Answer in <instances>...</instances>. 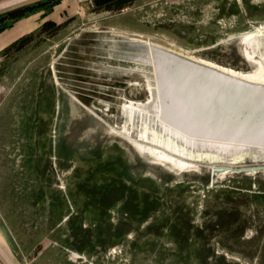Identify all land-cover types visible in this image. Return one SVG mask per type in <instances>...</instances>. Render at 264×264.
<instances>
[{
    "label": "rangeland",
    "instance_id": "rangeland-1",
    "mask_svg": "<svg viewBox=\"0 0 264 264\" xmlns=\"http://www.w3.org/2000/svg\"><path fill=\"white\" fill-rule=\"evenodd\" d=\"M35 8L54 14L0 53V264H264V169L180 168L132 144L146 128L127 108L150 99L148 79L116 70L106 43L254 73L245 37L264 28V0Z\"/></svg>",
    "mask_w": 264,
    "mask_h": 264
},
{
    "label": "water",
    "instance_id": "water-1",
    "mask_svg": "<svg viewBox=\"0 0 264 264\" xmlns=\"http://www.w3.org/2000/svg\"><path fill=\"white\" fill-rule=\"evenodd\" d=\"M106 43L116 70L148 79L150 99L131 107L150 129L149 143L181 160L209 157L213 163L233 166L248 158L264 165V77L246 80L141 39L112 35ZM247 45L252 57L264 63V31ZM159 133L178 135V149L161 144Z\"/></svg>",
    "mask_w": 264,
    "mask_h": 264
},
{
    "label": "crops",
    "instance_id": "crops-1",
    "mask_svg": "<svg viewBox=\"0 0 264 264\" xmlns=\"http://www.w3.org/2000/svg\"><path fill=\"white\" fill-rule=\"evenodd\" d=\"M93 1L94 0H0V21L11 20L13 14L20 11L22 12L19 13V16H21V14L23 15L17 19L18 21H16L13 26L0 30V53L13 42L32 31L34 23L36 24L37 21H42L54 14L52 11L49 12L48 15H45L41 12L42 9L40 8L37 10L35 8L32 12L26 13L29 7L33 8L42 5L76 6L90 4ZM3 96V87L0 85V106Z\"/></svg>",
    "mask_w": 264,
    "mask_h": 264
},
{
    "label": "bare ground",
    "instance_id": "bare-ground-1",
    "mask_svg": "<svg viewBox=\"0 0 264 264\" xmlns=\"http://www.w3.org/2000/svg\"><path fill=\"white\" fill-rule=\"evenodd\" d=\"M264 31V28H259L255 31H252L248 34H246V37H245V42L247 43V41L250 39V38H254L255 37V34L259 33V32H262ZM248 46V45H247ZM248 48V47H247ZM249 51V49H248ZM248 56L250 57L251 60L252 59V54L251 52L249 51L248 52ZM208 64H211L213 66H216L218 68H221L222 66L218 65V64H215V63H212V62H207V61H204ZM256 64L257 65V70L256 72L254 73H244V72H239V71H236V70H233V69H229V68H225V67H222L223 70H227L237 76H240V77H243L244 79L246 80H250V81H254V82H257L260 78L264 77V63L263 62H260V61H256ZM221 68V69H222ZM70 96V94H69ZM73 96V95H72ZM75 99V98H74ZM77 100V99H75ZM77 102L82 105V107L86 110L87 107H85V105H83L82 103H80L78 100ZM77 103V104H78ZM93 108V107H92ZM129 113H130V119L131 121H135L136 119V116H135V109L131 106H129V108H127ZM98 111V110H97ZM153 136L154 138L156 139V136H157V133L156 131L153 132ZM156 134V136H155ZM160 134V133H159ZM142 139L146 140V141H140V140H133L132 138L130 139V142L138 147H140L145 153L149 154V155H152V156H157L158 158H161L163 161L165 162H168V163H171L177 167H180V168H190L192 166H199V164H197L196 162L194 161H188V160H181L178 156H174L173 154L169 153V152H166L164 149H160V148H156L155 146H153L151 143L148 142V140L150 138H152V134H151V131L150 129H146L142 136H141ZM160 138H161V144L165 145L166 147H171V149H178L177 148V145L180 146V141H182L181 139H179L178 135H162L160 134ZM160 141V140H159ZM185 147V146H184ZM196 154V152L194 153ZM198 155V154H197ZM235 165V164H234ZM235 168H238V167H234V166H231V165H228V166H218V165H215L213 166V170L214 171H219V172H228L231 171L232 169H235ZM256 169H264V165H259V168H256ZM237 171V170H236ZM227 173V174H228ZM259 173V172H257ZM264 173V172H263ZM224 175V174H223ZM226 175V174H225ZM246 175V173H245ZM255 175V174H254ZM253 175V176H254ZM223 177V176H222Z\"/></svg>",
    "mask_w": 264,
    "mask_h": 264
}]
</instances>
